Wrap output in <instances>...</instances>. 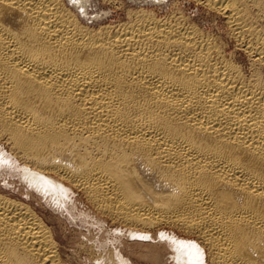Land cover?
Segmentation results:
<instances>
[{
    "label": "bare ground",
    "instance_id": "6f19581e",
    "mask_svg": "<svg viewBox=\"0 0 264 264\" xmlns=\"http://www.w3.org/2000/svg\"><path fill=\"white\" fill-rule=\"evenodd\" d=\"M195 1L233 50L179 13L90 27L63 0H0V168L17 161L61 209L77 190L134 238L182 233L139 243L147 264L157 244L172 264H264V0ZM17 194L0 188V264H66L36 196Z\"/></svg>",
    "mask_w": 264,
    "mask_h": 264
},
{
    "label": "rangeland",
    "instance_id": "374dc122",
    "mask_svg": "<svg viewBox=\"0 0 264 264\" xmlns=\"http://www.w3.org/2000/svg\"><path fill=\"white\" fill-rule=\"evenodd\" d=\"M63 1L67 5V7L77 15L78 19L83 24L90 27H95V25L96 27L97 25H108L110 24V22L112 24H117L118 21H125L127 19V12L130 9H143L149 12L151 11L159 17H164L165 15L178 16L179 14H181V16H184L186 20L196 24L203 31L211 33V35L223 42H229L228 51L233 50V42L229 40L228 34H225L228 33V30L224 16L217 14V12L212 11L211 9L207 8L206 5L196 2L195 0H109L110 2L108 0ZM81 3L83 4V7H80ZM236 57L238 58V61L240 60L239 62L241 64L246 65L247 60L242 53L237 51ZM5 149L7 150V147H4V145L0 144V154L3 153L8 156L9 152ZM2 165L3 166L0 168L1 190L7 189V193H10L15 197H18L17 193L20 192L24 193V195L26 193H30V195H33L34 197L36 196L37 199H32L33 202H30L36 207L38 212H40L46 218V221H48L47 223L55 229V236L60 245L62 257L66 264H91L92 261L90 260H93L95 256L94 253H92L91 249H87V244H95L97 246L96 250L100 251H107V249H112L114 251L116 249L119 252V250H121L122 253H120L123 254V256L127 258L131 264H147L141 257V260L138 258L140 255L143 256L147 254L142 251V248H145L147 244L148 247H151V239H153V241L155 240L156 242H158L157 237H159L160 233L169 235L175 234V236H179L180 238L183 237L182 233L174 231L171 228L167 229V227H163L160 229V233L159 230H157L156 228H154L155 230L150 229V231H152L151 239L149 237L143 238L142 236H135L134 238V236L131 235V231L128 229V227L120 223L114 222L108 218L102 217L100 214L94 211L91 206L90 208L84 198H82L80 192H78L77 190H73L70 193L68 199H66L64 205L65 207L61 209L58 205L55 204V201L52 200L48 195L41 194L38 190L36 191L33 186H31L27 181L22 178L20 172V164L17 161L12 160L11 162L6 164L2 163ZM15 185L17 190L19 189L18 191L16 190ZM29 198L27 200H29ZM109 220L110 222H108ZM103 229H106V232ZM74 232L76 233L74 234ZM83 234H85L88 238ZM118 240L121 241L119 242ZM146 240H148V242ZM149 241H151L150 244ZM141 242H143L142 248L139 244ZM132 243L135 244L132 245ZM136 243H138L139 245H137ZM101 244L106 245L104 247L101 246ZM161 245H156L158 248H161V255L163 256L161 263L165 264L166 261V264H172V258L169 254H166L168 252V249L166 250L164 246L162 249ZM98 247L102 249H99ZM88 251L92 254L91 256L85 254ZM163 258L166 260H164ZM92 263L103 264L97 262Z\"/></svg>",
    "mask_w": 264,
    "mask_h": 264
}]
</instances>
